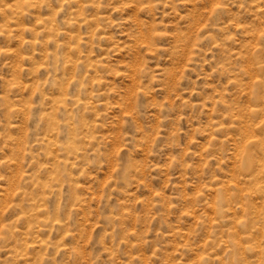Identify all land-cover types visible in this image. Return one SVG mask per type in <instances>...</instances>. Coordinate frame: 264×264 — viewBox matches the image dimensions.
Returning <instances> with one entry per match:
<instances>
[{
    "label": "rangeland",
    "instance_id": "374dc122",
    "mask_svg": "<svg viewBox=\"0 0 264 264\" xmlns=\"http://www.w3.org/2000/svg\"><path fill=\"white\" fill-rule=\"evenodd\" d=\"M0 264H264V0H0Z\"/></svg>",
    "mask_w": 264,
    "mask_h": 264
}]
</instances>
